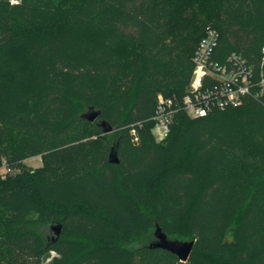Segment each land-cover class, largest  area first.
Listing matches in <instances>:
<instances>
[{"label": "trees", "instance_id": "1", "mask_svg": "<svg viewBox=\"0 0 264 264\" xmlns=\"http://www.w3.org/2000/svg\"><path fill=\"white\" fill-rule=\"evenodd\" d=\"M209 27L215 60L259 70L264 0H0V157H43L0 175V264H264V95L152 132ZM156 223L187 260L149 247Z\"/></svg>", "mask_w": 264, "mask_h": 264}, {"label": "built area", "instance_id": "2", "mask_svg": "<svg viewBox=\"0 0 264 264\" xmlns=\"http://www.w3.org/2000/svg\"><path fill=\"white\" fill-rule=\"evenodd\" d=\"M219 32L209 27L200 39L193 55V73L184 95L165 96L160 93L152 116V132L158 141L171 131L175 115L185 111L191 117H202L216 109L238 107L248 97L257 99L264 95V45L261 49L259 70L239 53H231L226 60H215L213 55ZM16 167L0 157V175L16 173Z\"/></svg>", "mask_w": 264, "mask_h": 264}, {"label": "water", "instance_id": "3", "mask_svg": "<svg viewBox=\"0 0 264 264\" xmlns=\"http://www.w3.org/2000/svg\"><path fill=\"white\" fill-rule=\"evenodd\" d=\"M100 114V109H96L95 107L91 106L82 114V117L89 121H94L99 118ZM101 125L106 132L112 131L113 129V127L105 120L101 121ZM110 161L113 163H118L119 161L118 155L114 148L110 152ZM48 228L51 229L53 234L50 236L47 234V237L51 238V240H56L61 233L62 224H52ZM154 237L155 240L149 243V247L169 250L172 253L176 254L181 260H187L189 258L195 244V240H185L169 237L158 223H156Z\"/></svg>", "mask_w": 264, "mask_h": 264}, {"label": "rangeland", "instance_id": "4", "mask_svg": "<svg viewBox=\"0 0 264 264\" xmlns=\"http://www.w3.org/2000/svg\"><path fill=\"white\" fill-rule=\"evenodd\" d=\"M42 164H43L42 155H36V156H32L30 158H27V159L20 161V163L16 166L15 169H16V172L18 173V172L23 171V169L38 168ZM45 230H46V234H48L49 236L53 234L50 228H47ZM54 254H55L54 251L48 252L44 257V264H50L51 259H52Z\"/></svg>", "mask_w": 264, "mask_h": 264}, {"label": "clouds", "instance_id": "5", "mask_svg": "<svg viewBox=\"0 0 264 264\" xmlns=\"http://www.w3.org/2000/svg\"><path fill=\"white\" fill-rule=\"evenodd\" d=\"M19 0H12V3H18Z\"/></svg>", "mask_w": 264, "mask_h": 264}]
</instances>
